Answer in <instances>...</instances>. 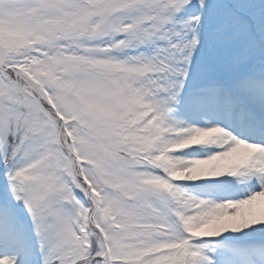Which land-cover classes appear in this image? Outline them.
Returning <instances> with one entry per match:
<instances>
[{"label":"snow or ice","instance_id":"snow-or-ice-1","mask_svg":"<svg viewBox=\"0 0 264 264\" xmlns=\"http://www.w3.org/2000/svg\"><path fill=\"white\" fill-rule=\"evenodd\" d=\"M0 264H264V0H0Z\"/></svg>","mask_w":264,"mask_h":264}]
</instances>
